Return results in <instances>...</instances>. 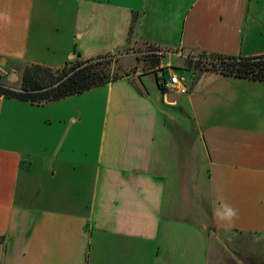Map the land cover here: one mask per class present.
<instances>
[{"label": "crops", "instance_id": "obj_1", "mask_svg": "<svg viewBox=\"0 0 264 264\" xmlns=\"http://www.w3.org/2000/svg\"><path fill=\"white\" fill-rule=\"evenodd\" d=\"M112 31L116 48L90 45ZM129 44L159 64L41 104L0 96V264H264L249 248L264 242V82L196 68L174 101L157 84L182 52L264 54V0H0L15 88L25 64Z\"/></svg>", "mask_w": 264, "mask_h": 264}, {"label": "trees", "instance_id": "obj_2", "mask_svg": "<svg viewBox=\"0 0 264 264\" xmlns=\"http://www.w3.org/2000/svg\"><path fill=\"white\" fill-rule=\"evenodd\" d=\"M157 50V48H152ZM112 54L106 53L87 59L68 61L59 68L42 64H25L20 67L19 86L0 80V96L41 104L87 91L118 79L119 66L113 63ZM204 61L187 60V67H210L224 75L264 82V54L236 57L217 53L198 52ZM159 64L152 60L147 68ZM163 89L161 86H159Z\"/></svg>", "mask_w": 264, "mask_h": 264}, {"label": "rangeland", "instance_id": "obj_3", "mask_svg": "<svg viewBox=\"0 0 264 264\" xmlns=\"http://www.w3.org/2000/svg\"><path fill=\"white\" fill-rule=\"evenodd\" d=\"M94 20H95V18H92V17L88 18V24L90 25V28L92 30L94 29V26H93ZM98 43L100 45L102 44V46L107 47V48H109V47L116 48V46L119 44V41L117 39V35L114 34V32L112 31L111 33L109 32V34H106L105 36L100 34L99 36H97V38L91 39V41H90V45L98 44ZM152 48H153L152 46H143V47L139 46L138 47V46H134V45L129 44V46L127 48H125V50L113 54V56L111 57L113 60V63L118 65L119 69H120V72L118 75L131 74V73H134L136 71H142V70L147 69L148 64L152 60L157 59V57L159 58V55L154 53V50H152ZM168 51H170V50H168ZM171 52H176V51H175V49L171 48ZM196 58H198L197 53L182 52V55L178 56V58H176V60L171 59L172 62L170 65H171V68L177 74L183 75L186 79V82H187L188 79H190L191 76L194 75V72H195V74L198 73V69H196L194 67H191V68L187 67L186 61L189 59H191L192 61H196L195 60ZM164 62L165 61H163V63ZM146 78H147L148 82L153 84L154 80H153L152 74H148ZM187 83L189 84V82H187ZM134 84H136V82ZM204 84L205 83L202 81L198 82V84H196L194 89L193 90L191 89L192 90L191 94H194L195 91H198V89L203 87ZM184 99L185 98L183 97L182 100H184ZM90 152L92 153V148H90ZM46 195H48V191H47V193H44V189H43L42 190V196H46ZM68 195L69 194L66 191L64 192V194H62L63 197H67ZM249 248L251 250H255L257 252H262V251H264V242H257L256 244L250 243ZM243 249L248 251L247 247L243 248Z\"/></svg>", "mask_w": 264, "mask_h": 264}, {"label": "built area", "instance_id": "obj_4", "mask_svg": "<svg viewBox=\"0 0 264 264\" xmlns=\"http://www.w3.org/2000/svg\"><path fill=\"white\" fill-rule=\"evenodd\" d=\"M156 54H161L159 50L154 51ZM195 60L204 61V59L196 58ZM157 84L167 92H173L179 95L188 93L186 79L183 75H178L172 71L168 72L166 77L164 73L157 76Z\"/></svg>", "mask_w": 264, "mask_h": 264}, {"label": "clouds", "instance_id": "obj_5", "mask_svg": "<svg viewBox=\"0 0 264 264\" xmlns=\"http://www.w3.org/2000/svg\"><path fill=\"white\" fill-rule=\"evenodd\" d=\"M215 215H217L221 219H224L230 222L236 216V211L232 209L231 207H227L226 212L221 214L219 211H217Z\"/></svg>", "mask_w": 264, "mask_h": 264}, {"label": "water", "instance_id": "obj_6", "mask_svg": "<svg viewBox=\"0 0 264 264\" xmlns=\"http://www.w3.org/2000/svg\"><path fill=\"white\" fill-rule=\"evenodd\" d=\"M178 98H179L178 95L167 92V100L168 101H174V100H177Z\"/></svg>", "mask_w": 264, "mask_h": 264}]
</instances>
